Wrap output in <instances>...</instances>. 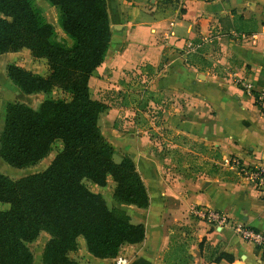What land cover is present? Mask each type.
I'll use <instances>...</instances> for the list:
<instances>
[{
	"label": "crops",
	"instance_id": "0c3cea01",
	"mask_svg": "<svg viewBox=\"0 0 264 264\" xmlns=\"http://www.w3.org/2000/svg\"><path fill=\"white\" fill-rule=\"evenodd\" d=\"M40 1L42 15L54 25V6ZM105 4L110 38L87 85L90 96L105 104L98 115L101 133L133 160L145 185L146 206L118 203L130 221L143 224L144 236L122 244L112 257L93 256L78 236V247L68 255L88 264H168L163 257L171 238L183 242L188 264H264L251 241L189 213L192 205L207 206L264 236V191L230 163L234 158L245 166L264 164V111L234 82L239 76L254 87L264 84V0ZM235 14L253 19L256 28L240 33L219 20L231 21ZM23 49L30 55L25 47L0 53V129L5 101L30 96L5 74L7 63L22 65L16 56ZM175 139L197 147L187 149L204 170L174 168L169 149L179 146ZM42 245L30 264H40ZM215 250L232 260L213 261Z\"/></svg>",
	"mask_w": 264,
	"mask_h": 264
},
{
	"label": "trees",
	"instance_id": "16d2710c",
	"mask_svg": "<svg viewBox=\"0 0 264 264\" xmlns=\"http://www.w3.org/2000/svg\"><path fill=\"white\" fill-rule=\"evenodd\" d=\"M56 10L60 30L70 39L55 40L53 25L33 0H0V53L28 49L42 57L47 72L40 74L15 63L5 74L23 93L47 92L57 87L66 97H44L32 107L6 100L0 129V158L22 167L35 163L58 139L60 148L41 170L15 178L0 171V264H30L26 245L40 231L48 234L40 264H88L70 257L81 236L86 250L97 257H112L124 243L140 241L141 222H132L122 209L108 206L99 192L87 188V178L104 185L114 182L112 197L118 203L144 207L145 185L128 155L113 158L114 149L101 133L98 115L105 104L90 96L87 79L102 61L110 27L105 0H46ZM229 21L240 33L256 28L251 18L235 14ZM213 261L232 260L224 251H213ZM183 242L172 241L163 261L188 264Z\"/></svg>",
	"mask_w": 264,
	"mask_h": 264
},
{
	"label": "rangeland",
	"instance_id": "374dc122",
	"mask_svg": "<svg viewBox=\"0 0 264 264\" xmlns=\"http://www.w3.org/2000/svg\"><path fill=\"white\" fill-rule=\"evenodd\" d=\"M33 1L37 4H40L42 2L40 0H33ZM45 15H47V17L50 18L49 12H45ZM53 27L56 32L54 36L55 40H60L66 44L70 43V39L60 30L56 21ZM16 59L20 62V64H22L21 66L30 68L33 70V72L43 73V74L47 72V65L45 61L38 57H32L30 55H27L24 49L16 56ZM24 94L30 95V96L29 97H19V101L24 102L32 107L36 106L37 103L44 97H66V93L61 92L57 87H53L47 92L36 91L33 93H24ZM101 126H102V130L104 131L106 126L103 124H101ZM175 141H179L178 142L179 146L177 145L175 149H173V147L169 149L170 155L173 158L172 159L173 163L177 164V165H174V168L179 167L181 171L191 173V174L204 170L206 166L200 163L201 162L200 159H196L192 157L191 155L192 153L187 149V147L190 146V143L186 141L184 142L183 140L180 141V139L179 140L175 139ZM60 145L61 143L58 139L54 140L50 146V149L47 151V153L42 158H40L33 164L22 166V167L12 166L0 158V171L7 174L11 178H15V177H18V176H21V175H24L30 172L41 170L48 164L49 160L52 158L54 153L60 148ZM188 148L197 149L196 146H192ZM114 151L115 152H113L114 154L113 158L115 160L119 159L122 155H125V154L120 155L121 150L115 149ZM174 158H178V159H174ZM82 182L90 190L94 192H99L105 199L106 204L108 206H114V207L120 208L118 206V202H116L112 197V189H113L114 182L110 178L106 179L104 185H97L87 178H83ZM5 207H7V203L0 201V208H5ZM120 209L126 212L124 208H120ZM44 233L46 232L45 231L39 232V234L34 240L26 243L32 255L37 254V252L40 249V245L45 242V241L43 242V239H45ZM77 247H78V242H77Z\"/></svg>",
	"mask_w": 264,
	"mask_h": 264
},
{
	"label": "built area",
	"instance_id": "2783aa9c",
	"mask_svg": "<svg viewBox=\"0 0 264 264\" xmlns=\"http://www.w3.org/2000/svg\"><path fill=\"white\" fill-rule=\"evenodd\" d=\"M234 82L252 96L259 110L264 111V84L254 87L249 81L239 76L234 78ZM230 163L235 165L240 175L246 178L256 189L264 191V164L245 166L234 158H230ZM189 213L193 217L209 223L213 227L224 226L229 228L241 238L251 241L261 254L264 255L263 234L246 225L242 220H231L223 212L202 205H192ZM122 260V256H117L116 261L120 262Z\"/></svg>",
	"mask_w": 264,
	"mask_h": 264
}]
</instances>
